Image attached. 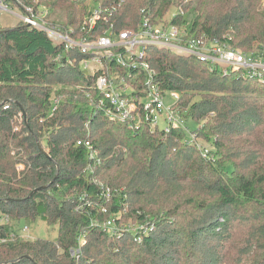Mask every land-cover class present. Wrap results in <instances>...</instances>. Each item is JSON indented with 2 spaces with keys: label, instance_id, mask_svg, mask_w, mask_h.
<instances>
[{
  "label": "trees",
  "instance_id": "1",
  "mask_svg": "<svg viewBox=\"0 0 264 264\" xmlns=\"http://www.w3.org/2000/svg\"><path fill=\"white\" fill-rule=\"evenodd\" d=\"M173 5L20 0L43 8L42 21L57 30L80 29L99 8L91 35L135 28L144 15L162 20ZM184 9L171 22L191 33L244 52L264 47L259 0H191ZM82 56L41 28L0 26V216L9 218L0 236L36 219L58 229L55 239L0 243V264H264V84L146 49L160 89L179 94L184 126L212 144L203 153L183 125L151 129L140 117L132 129L89 106L95 76L82 71ZM123 210L148 226L119 225Z\"/></svg>",
  "mask_w": 264,
  "mask_h": 264
},
{
  "label": "built area",
  "instance_id": "2",
  "mask_svg": "<svg viewBox=\"0 0 264 264\" xmlns=\"http://www.w3.org/2000/svg\"><path fill=\"white\" fill-rule=\"evenodd\" d=\"M95 10L80 29L74 30L78 33L74 36L68 32L62 34L40 20V10L34 11L30 6L20 7V0H0V12L9 13L26 25L43 29L54 40L62 41L65 51L81 53L83 56L79 65L82 71L95 76L92 91L86 92L89 103L101 109L105 116L127 122L131 127L136 123L132 117H145L151 128L156 127L160 117H169V125L164 127L166 131L170 126L183 124L181 119L175 122L176 119L172 118L176 117L172 108L179 94L160 89L154 70L145 60L149 46L188 55L206 63L210 69H219L223 73L238 72L264 84V47L244 52L227 40L196 35L183 24L164 19L153 21L145 15L135 28L119 32L108 29L91 35L89 31L100 15L99 8ZM167 94L173 96L172 103L166 102ZM57 104L58 101H55L52 110ZM76 144L90 148L88 140H78ZM89 156L94 158L95 154L90 152ZM17 167L21 169L23 165L18 164ZM8 220L7 216H0V224ZM104 227L110 231L112 221H106ZM16 239H34L27 224L7 236H0V243ZM71 253L74 255L77 252Z\"/></svg>",
  "mask_w": 264,
  "mask_h": 264
},
{
  "label": "rangeland",
  "instance_id": "3",
  "mask_svg": "<svg viewBox=\"0 0 264 264\" xmlns=\"http://www.w3.org/2000/svg\"><path fill=\"white\" fill-rule=\"evenodd\" d=\"M189 1L191 0H177L178 5H173L172 7H170V9L168 10V12L163 16V19L165 21L167 20H171L172 17L176 16L177 14H184L187 11L184 9V7L189 3ZM91 2V1H90ZM180 3V4H179ZM260 3V7L264 9V1L259 0ZM92 6V4L90 3V7ZM95 7L92 9V13L90 14H86L84 15L83 19H82V24H84L85 20L89 19L94 13H95ZM41 14L39 16V19L42 20V16L44 15V9L40 8L39 11ZM17 18L14 17L13 15L9 14V13H5V12H0V21L2 25H12V24H16L17 23ZM187 25V24H184ZM75 28L73 26H70L68 29L66 30H60V32L63 33H72L74 36H77V32L74 31ZM57 89H60V87L58 86ZM174 92V91H172ZM85 98H86V102L88 103L89 106L93 107L88 100V97L86 95V91H85ZM173 96H169L167 94L166 96V102L167 103H172ZM55 101H58V99L54 96V94L51 97V103L52 106L54 105ZM174 113L176 114V117H172L173 119H176L175 122L180 121V119L182 120H186V118L184 119L183 114H181L178 110L177 106H174L173 108ZM132 119L134 120V122L137 123V125L135 126H140L139 124L142 122V120L140 119V117H132ZM169 117H160V122L156 125V127L151 128V129H157V128H164L165 126H168L169 123ZM206 121V120H204ZM186 133L188 134V139H192L191 143L195 144V147L200 151L205 153L206 149H209V147H211L212 144L202 140L201 138H196L192 133L189 132V129L187 127L184 126V124H182ZM133 127V126H132ZM134 127L132 129H134ZM93 154H95V157L93 158L94 161H96L97 163H99V158L97 157V154L92 152ZM92 166V165H91ZM91 166H88V169L91 168ZM102 183V182H101ZM111 199L110 195L107 194L105 196V200H109ZM106 209V207H103L102 210L104 211ZM106 211V210H105ZM129 213H127L126 210H123V215L124 218L122 219L121 223L119 225H128L130 227H133L135 229H139L141 227H146L148 226V223L146 222V224H143L136 216V214L134 215H128ZM105 222V221H104ZM103 222V223H104ZM27 226L29 227V233L31 234V237L36 238V237H40V238H47V239H55L58 233V229H57V225H48L46 222L36 219L33 222H26ZM115 228L118 229V225H115Z\"/></svg>",
  "mask_w": 264,
  "mask_h": 264
},
{
  "label": "crops",
  "instance_id": "4",
  "mask_svg": "<svg viewBox=\"0 0 264 264\" xmlns=\"http://www.w3.org/2000/svg\"><path fill=\"white\" fill-rule=\"evenodd\" d=\"M17 20V19H16ZM18 22V21H17ZM17 24V23H16ZM16 24H12V25H2L4 27H12V26H15Z\"/></svg>",
  "mask_w": 264,
  "mask_h": 264
},
{
  "label": "water",
  "instance_id": "5",
  "mask_svg": "<svg viewBox=\"0 0 264 264\" xmlns=\"http://www.w3.org/2000/svg\"><path fill=\"white\" fill-rule=\"evenodd\" d=\"M27 26H29L28 24H27ZM39 146H40V144H39ZM49 185V184H48ZM48 185H45V186H43V187H41V188H44V187H47ZM40 189V188H39ZM34 191H35V189H34ZM33 193V191L31 192V194Z\"/></svg>",
  "mask_w": 264,
  "mask_h": 264
}]
</instances>
